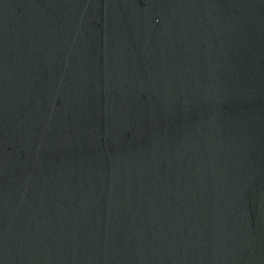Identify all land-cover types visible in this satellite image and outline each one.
Returning a JSON list of instances; mask_svg holds the SVG:
<instances>
[{
    "label": "water",
    "instance_id": "95a60500",
    "mask_svg": "<svg viewBox=\"0 0 264 264\" xmlns=\"http://www.w3.org/2000/svg\"><path fill=\"white\" fill-rule=\"evenodd\" d=\"M0 264H264V0H0Z\"/></svg>",
    "mask_w": 264,
    "mask_h": 264
}]
</instances>
